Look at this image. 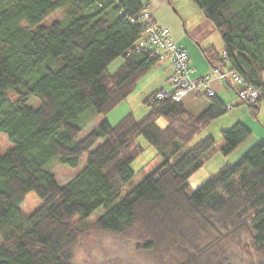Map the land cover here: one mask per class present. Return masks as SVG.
<instances>
[{
	"label": "trees",
	"instance_id": "1",
	"mask_svg": "<svg viewBox=\"0 0 264 264\" xmlns=\"http://www.w3.org/2000/svg\"><path fill=\"white\" fill-rule=\"evenodd\" d=\"M192 1L225 51L220 58L201 47L203 55L260 90L247 105L255 115L264 97V0ZM143 8L139 0H0V130L13 142L0 154V264H72L79 240L89 242L96 264H118L110 239L138 251L134 264H264L263 139L187 190L188 174L215 140L206 135L186 145L226 111L215 95L192 113L182 99L156 98L159 88L143 98L147 111L139 118L102 119L74 141L87 110L110 111L159 62L151 50L136 49L145 25L127 19ZM57 9L63 18L40 24ZM115 57L121 62L107 72ZM220 132L223 155L250 133L240 122ZM139 135L163 159L121 194L142 151ZM82 154V168L59 184L52 165L75 167ZM29 191L41 202L23 216L19 204ZM99 206L103 213L89 220Z\"/></svg>",
	"mask_w": 264,
	"mask_h": 264
},
{
	"label": "rangeland",
	"instance_id": "2",
	"mask_svg": "<svg viewBox=\"0 0 264 264\" xmlns=\"http://www.w3.org/2000/svg\"><path fill=\"white\" fill-rule=\"evenodd\" d=\"M143 5L144 9L155 19V24L159 27H167L171 33L183 32L190 33L191 37H195V41L201 44L202 42H209L216 49L221 47V39L218 34L217 29L214 24L209 21L198 8V6L192 0H139ZM150 15V14H149ZM64 10L57 9L49 16L44 18L40 24L48 25L56 19L63 18ZM192 34V35H191ZM196 35V36H193ZM203 40V41H201ZM208 45V44H207ZM121 62L120 57H115L106 67L107 72L113 71L117 65ZM207 74L208 80L206 81L207 88H217L222 87L230 93L229 101L223 100L225 104L230 103V108L220 116L213 119L205 128L198 132L186 145V147L191 146L200 138L211 135L215 140L214 146L207 153L203 164L192 170L187 176L188 191L193 190L197 185H199L204 179H206L211 173L216 171L220 165L223 163H230L234 161L241 153H243L254 141L258 139L264 140V99L259 102V108L256 114H252L247 109V104L242 102L234 90L225 83H222L219 78L215 77L213 71L211 70ZM152 69H149L139 80H145L151 76ZM213 76L216 79L210 77ZM161 75L156 78L150 79L149 83L146 85L145 91L149 93L152 91V87L159 80H161ZM218 79V80H217ZM138 80V81H139ZM210 80V81H209ZM137 81V83H138ZM165 79L163 78V83ZM209 82V83H208ZM208 84V85H207ZM235 84V83H233ZM164 85V84H163ZM165 87V86H164ZM151 89V90H150ZM150 90V91H149ZM213 91V90H212ZM146 93V94H147ZM134 94V93H133ZM145 96L129 95L117 105H115L110 111L105 114L95 113L92 110H87L86 114L77 120L80 129L76 134L74 141L83 137L86 133L91 131L102 119L107 120L109 123L113 124L120 117L126 113H131L134 118H139L147 111V105L142 101ZM9 98L13 99V94L9 92ZM28 104L31 107H36L39 104V100L36 96H30L28 99ZM185 107L192 113L200 112L204 106L200 103H195L191 105L188 101L184 102ZM240 108H245V111L240 110ZM235 122H240L246 127H248L250 133L249 135L241 141L230 153L223 155L219 151V146L222 144L221 130L229 128ZM157 123L159 125H164V119L158 118ZM135 142L142 147V151L130 162V168L133 172L131 178L126 182L121 190V194L126 190L132 188L136 183H138L146 174L150 173L154 167L159 165L163 157L157 153V150L148 143L142 135L137 136ZM13 145V142L7 137L6 133L0 130V154L4 153L8 148ZM85 155L82 154L79 157V162L77 166L70 167L65 164L56 162L52 165L51 172L54 174L56 181L59 184H63L68 181L74 174H76L84 165ZM41 200L32 191L25 194L23 200L19 204L20 213L23 216H27L32 213L40 204ZM103 213V208L101 206L95 208L89 215V220H94ZM104 233V232H102ZM99 240L100 236H98ZM102 241V240H101ZM115 242L114 246L110 243ZM114 239L107 241V245L110 246L120 263L118 264H134L136 259V253L138 251H130L127 247V243L119 248L116 246ZM89 242L84 240H79L72 248L71 263L72 264H96L94 259L89 255L88 251L91 249ZM91 244V243H90ZM100 244H98L99 246ZM121 251V252H119ZM137 255V257H138ZM141 256V255H140ZM147 264V263H146Z\"/></svg>",
	"mask_w": 264,
	"mask_h": 264
},
{
	"label": "built area",
	"instance_id": "3",
	"mask_svg": "<svg viewBox=\"0 0 264 264\" xmlns=\"http://www.w3.org/2000/svg\"><path fill=\"white\" fill-rule=\"evenodd\" d=\"M130 22L138 21L145 25L143 35L138 39L136 44L137 50L149 49L153 56L158 59H167L171 72L168 75L169 88L162 89L156 93V98L171 96L175 101L180 100L189 92H199L204 89L206 95H212L210 88L206 87L207 75L192 78L189 74L188 56L185 48L173 41L169 36L166 27H159L151 21L146 10H142L136 19L127 18ZM221 58L225 56V51H221ZM215 77L223 82L235 83L238 87L235 93L238 98L246 103L255 102L260 96V90L249 83L236 72L230 65H223L222 62L216 63L211 67ZM264 99V97H263ZM225 107H229L226 104Z\"/></svg>",
	"mask_w": 264,
	"mask_h": 264
},
{
	"label": "crops",
	"instance_id": "4",
	"mask_svg": "<svg viewBox=\"0 0 264 264\" xmlns=\"http://www.w3.org/2000/svg\"><path fill=\"white\" fill-rule=\"evenodd\" d=\"M149 14L151 16V19L155 22V19L152 16V14L150 12H149ZM190 33H192V31H189V34H188V33H183L181 31L180 32L173 31V33H171L170 30H169L170 38L172 40H174L175 42L181 44L185 48L187 56H188V65L190 67L189 74H190V76L192 78L195 79L198 76H203V75L209 74V71H210V65H209L207 59L205 58V56L203 55V53L201 51V47H207V46H211L213 48H215V47L212 44H210L209 42H205V43L202 42L201 44H199L198 42L195 41V37H191L190 36ZM193 36H196V35H193ZM201 41H203V40H201ZM216 50L217 51L222 50V42H221L220 49H216ZM208 68H209V71H208ZM151 69H152L151 76H149L145 80H139L137 85H136V88H135V90L133 92L134 94L132 93V95L139 94L141 96L142 95L146 96L150 92H152L153 90H157L159 88H163V89L169 88V82H168L167 77H168V75L171 72V67H170V64H169L168 60L167 59L160 60ZM159 75H161L162 79L159 80L158 83H156L154 85V87H152V91H150L151 90L150 89L149 90L150 92L147 93V91H145L146 85L149 83L150 79L156 78ZM163 78L165 79L164 83H163ZM212 78L216 79L215 77L211 76L210 80ZM220 82L225 83L228 86H230L234 90V92H235V89L238 87L237 84H233V83H229L228 84V83L223 82V81H220ZM210 89L213 90V94L217 98H219L221 101H223V100L229 101L230 100L229 99L230 93L227 90H225L224 88L218 86L215 89L214 88H210ZM182 100H183V102H185V100L188 101L191 105H194L195 103H200V104H202L204 106V108L207 106V104L209 102L208 96H206V95H204L202 93H198L197 94L195 92L188 93L187 95H185L182 98ZM258 108H259V106H258ZM240 110L245 111V108H240Z\"/></svg>",
	"mask_w": 264,
	"mask_h": 264
}]
</instances>
